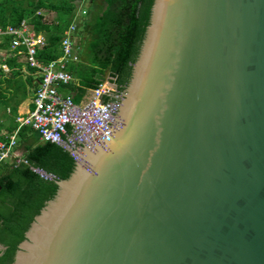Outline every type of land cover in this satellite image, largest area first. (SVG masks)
<instances>
[{
    "label": "water",
    "instance_id": "1",
    "mask_svg": "<svg viewBox=\"0 0 264 264\" xmlns=\"http://www.w3.org/2000/svg\"><path fill=\"white\" fill-rule=\"evenodd\" d=\"M73 158L13 264H264V0H154L114 131Z\"/></svg>",
    "mask_w": 264,
    "mask_h": 264
},
{
    "label": "trees",
    "instance_id": "2",
    "mask_svg": "<svg viewBox=\"0 0 264 264\" xmlns=\"http://www.w3.org/2000/svg\"><path fill=\"white\" fill-rule=\"evenodd\" d=\"M153 3L154 0H91L84 19L75 22L78 61L68 66L73 81L61 91L74 95L78 103L107 74L124 95L145 39ZM77 11V0H0V28L27 21L35 33L45 37L46 45L36 55L45 64L60 57V41ZM41 12L53 13L54 19L45 22ZM9 45L10 38H5L0 50H8ZM20 59L12 54L0 64L8 69L5 74L0 68V141L17 131L14 149L26 162L0 163V264H13L34 219L55 198L56 183L68 180L76 167L68 152L40 142L30 127L18 129L17 108L35 91L38 81L34 79L35 70L28 67L29 76L22 78ZM2 131L5 134L1 135ZM30 168L42 170L54 180L45 181Z\"/></svg>",
    "mask_w": 264,
    "mask_h": 264
},
{
    "label": "built area",
    "instance_id": "3",
    "mask_svg": "<svg viewBox=\"0 0 264 264\" xmlns=\"http://www.w3.org/2000/svg\"><path fill=\"white\" fill-rule=\"evenodd\" d=\"M90 1L77 0L79 7L74 21L60 41L61 55L45 64L36 58L37 52L46 45L45 37L35 33L27 21H22L16 27L0 28V43L10 38L8 50H0V64L12 54L22 56L26 66L35 70L34 76L38 80L32 98L33 109L16 118L18 129L30 127L37 132L40 142L54 144L71 157L114 131L118 109L123 100V94L109 75L78 103L74 102V95L61 91L63 86L73 81L68 66L78 61L74 37L77 14ZM0 68L3 73H7L5 65ZM16 133L0 141V163L9 160L16 165L21 162L26 164L14 149ZM30 170L45 181L51 176L36 168Z\"/></svg>",
    "mask_w": 264,
    "mask_h": 264
},
{
    "label": "crops",
    "instance_id": "4",
    "mask_svg": "<svg viewBox=\"0 0 264 264\" xmlns=\"http://www.w3.org/2000/svg\"><path fill=\"white\" fill-rule=\"evenodd\" d=\"M89 6H91V1H90V3H88V7ZM78 7H79V5L77 4V8ZM46 13L47 12H41L42 16H44ZM19 62L22 64V72H23V77L22 78L25 79V78H27L29 76L30 73H29V71L27 69L26 64L24 63V60H23L22 56H21V59H20ZM7 73H8V69H7ZM7 73H5V74H7ZM34 79L36 80L35 76H34ZM33 93L34 92H32V94L29 95V97L26 100L22 101L19 104V106L17 108V117H20V116L26 114L27 112H29L31 110V108L33 107V105H32ZM8 113H9L8 111L5 112L6 115H8ZM3 134H5V132L2 131L1 135H3ZM17 154L21 156L20 153H17Z\"/></svg>",
    "mask_w": 264,
    "mask_h": 264
},
{
    "label": "rangeland",
    "instance_id": "5",
    "mask_svg": "<svg viewBox=\"0 0 264 264\" xmlns=\"http://www.w3.org/2000/svg\"><path fill=\"white\" fill-rule=\"evenodd\" d=\"M84 6V9H81L80 10V12H78V14H77V19L76 20H79V21H81L82 19H84V17H83V14H84V12L88 9V4H85V5H83ZM82 10L84 11V12H82ZM82 12V13H81ZM44 20H45V22H51L53 19H54V14L53 13H46L44 16ZM106 76H107V74H106ZM5 119V118H4Z\"/></svg>",
    "mask_w": 264,
    "mask_h": 264
}]
</instances>
